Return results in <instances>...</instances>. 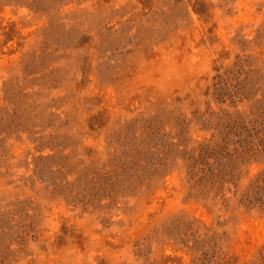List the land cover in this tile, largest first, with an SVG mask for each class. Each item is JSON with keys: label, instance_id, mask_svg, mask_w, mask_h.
Returning <instances> with one entry per match:
<instances>
[{"label": "rangeland", "instance_id": "374dc122", "mask_svg": "<svg viewBox=\"0 0 264 264\" xmlns=\"http://www.w3.org/2000/svg\"><path fill=\"white\" fill-rule=\"evenodd\" d=\"M0 264H264V0H0Z\"/></svg>", "mask_w": 264, "mask_h": 264}]
</instances>
